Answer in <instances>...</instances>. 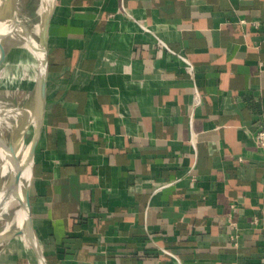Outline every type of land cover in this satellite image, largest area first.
I'll list each match as a JSON object with an SVG mask.
<instances>
[{
  "label": "crops",
  "instance_id": "crops-1",
  "mask_svg": "<svg viewBox=\"0 0 264 264\" xmlns=\"http://www.w3.org/2000/svg\"><path fill=\"white\" fill-rule=\"evenodd\" d=\"M47 59V264H264V0H56Z\"/></svg>",
  "mask_w": 264,
  "mask_h": 264
},
{
  "label": "water",
  "instance_id": "water-1",
  "mask_svg": "<svg viewBox=\"0 0 264 264\" xmlns=\"http://www.w3.org/2000/svg\"><path fill=\"white\" fill-rule=\"evenodd\" d=\"M15 0H11L10 3L4 8L3 15L0 20L5 21H19L15 17ZM56 0H40V13L39 20L36 23L35 35H33L29 29L25 26L23 22L21 24L25 28V33L32 37L33 46L30 49V81H29V92L27 100V122L30 125L31 132L28 133V141L26 143V154L24 160L20 161L17 157V154L13 151L10 145V135L6 137L5 132L0 125V148H4L10 154L11 160V173L6 180L7 185L0 194V220L3 216V204L10 198L15 197L19 198V183L22 184V209L24 213V225L25 231L15 228L7 235H2L0 233V243L7 242L10 236L14 234L22 235L23 239L27 244L32 248L37 264H47L43 254L40 251L36 234L33 228L31 211H30V198H29V182L32 174V167L34 161L35 149L39 140L43 117L45 111V80L47 72V56H48V34H49V25L51 16L55 7ZM24 33V32H22ZM12 33L0 34V61L5 60L6 49H5V40ZM24 37V36H23ZM26 46V45H25ZM12 132V130H11ZM26 167H29V176L25 179L22 178V173ZM8 220V219H7ZM9 221V220H8ZM7 229H10V226L7 225ZM7 231V230H6ZM2 232V231H0ZM1 250V248H0Z\"/></svg>",
  "mask_w": 264,
  "mask_h": 264
},
{
  "label": "rangeland",
  "instance_id": "rangeland-1",
  "mask_svg": "<svg viewBox=\"0 0 264 264\" xmlns=\"http://www.w3.org/2000/svg\"><path fill=\"white\" fill-rule=\"evenodd\" d=\"M13 2H15V17L23 22L29 31L35 35L41 7L40 0H15ZM22 35V32H13L6 38V58L0 68V119L6 137L10 135L14 123L18 120L16 109L26 107L28 104L30 65L26 62L30 63V55L28 58L25 57L28 55V51ZM26 137L28 138V135ZM3 177L1 181L5 180ZM9 205V213H4L0 220L1 237L16 228L15 223L12 222L15 219L14 210L16 205L15 203ZM7 219L12 222L9 230H7ZM18 237L23 238L20 234H14L7 241ZM3 244V242L0 243V248Z\"/></svg>",
  "mask_w": 264,
  "mask_h": 264
},
{
  "label": "bare ground",
  "instance_id": "bare-ground-1",
  "mask_svg": "<svg viewBox=\"0 0 264 264\" xmlns=\"http://www.w3.org/2000/svg\"><path fill=\"white\" fill-rule=\"evenodd\" d=\"M11 0H0V18L3 15L4 8L7 6L8 3H10ZM15 3V2H14ZM40 11V9H39ZM37 22V21H36ZM13 32H24L22 37L24 39V44L26 45L28 55L25 57H29L30 49L32 48V37L27 35L25 33V28L19 21H5L2 22L0 20V34H8V33H13ZM6 58V57H5ZM27 60V59H25ZM5 61V60H4ZM3 59L0 61V68L3 66L4 63ZM29 65V62H26ZM3 74V73H2ZM28 80L30 81V74L28 76ZM16 116H18V120L14 123L12 132L10 135V145L17 154V157L19 158L20 161L24 160L25 154H26V143H27V135L29 132H31L30 125H28L27 122V108L26 107H18L16 109ZM0 125H1V119H0ZM11 130V129H10ZM26 142V143H25ZM0 194L4 190L5 186L7 185L6 180L8 179L9 174L11 173V160H10V154L8 151H6L4 148H0ZM4 176V177H3ZM29 176V167H26L22 173V178L25 179L26 177ZM5 178L4 181H1V178ZM19 189L21 190V193L19 191V198L15 197H10L4 204H3V213H9V204L15 203V219L12 221L15 223V226L17 229H21L24 231L25 234V225H24V213L22 209V200H23V195H22V184L19 183ZM11 220L7 222V225L12 224ZM8 230V229H7Z\"/></svg>",
  "mask_w": 264,
  "mask_h": 264
},
{
  "label": "built area",
  "instance_id": "built-area-1",
  "mask_svg": "<svg viewBox=\"0 0 264 264\" xmlns=\"http://www.w3.org/2000/svg\"><path fill=\"white\" fill-rule=\"evenodd\" d=\"M161 42L163 45H165V43L163 41H161ZM179 56L181 57L182 60H185L184 56H182V55H179ZM186 70H188V72L192 73V66L191 65L186 66ZM196 101L198 102V100H196ZM253 140H254V143L256 144V146L264 153V123L261 124L260 127L254 133ZM194 179H195V177L193 176L192 180H194ZM257 264H261V263H257Z\"/></svg>",
  "mask_w": 264,
  "mask_h": 264
}]
</instances>
